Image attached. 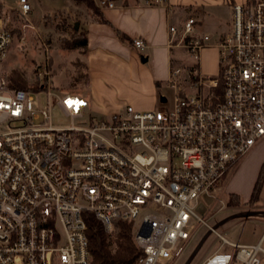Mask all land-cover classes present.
I'll return each instance as SVG.
<instances>
[{"label":"built area","instance_id":"built-area-1","mask_svg":"<svg viewBox=\"0 0 264 264\" xmlns=\"http://www.w3.org/2000/svg\"><path fill=\"white\" fill-rule=\"evenodd\" d=\"M0 3V264H93L86 212L109 235L117 221L132 225L142 251L135 264H174L202 227L221 244L201 264H262V242L231 243L208 215L225 205L227 174L264 139V0L231 5L230 31L215 43L195 34L194 18L170 25L168 48L194 59L187 78L196 94L182 89L177 68L172 108L126 107L100 118L88 100L57 88L48 61L33 89L12 84L4 71L16 41L12 13L34 28L33 7ZM97 4L116 8L113 0ZM134 45L145 48L140 39ZM211 46L220 71L206 82L199 65ZM57 111L71 123L57 124Z\"/></svg>","mask_w":264,"mask_h":264},{"label":"crops","instance_id":"crops-1","mask_svg":"<svg viewBox=\"0 0 264 264\" xmlns=\"http://www.w3.org/2000/svg\"><path fill=\"white\" fill-rule=\"evenodd\" d=\"M34 1L30 0L32 7ZM94 1L98 7L97 0ZM113 1L115 9H100L95 13L83 1L64 0L61 9L43 16L44 19L55 14L63 15L67 20L64 24L66 31L83 32L87 37L84 64L89 81L84 93L87 98L84 99L88 100L90 111L98 118L123 111L126 107L138 112L172 108L173 103L170 104L164 90L166 87L174 90L169 81L172 70L178 65L175 60L178 51L168 48L170 25L181 27L185 21L194 18L195 34L209 35L211 39L216 36V40L212 39L215 43L230 31L231 5L246 0H166L163 4H156L158 0ZM139 39L145 43L143 50L134 45ZM199 66L202 75L219 73L218 49L214 46L205 49ZM253 152L254 149L238 163L224 186L227 195H236L247 205L253 199L264 165V152L260 156L251 155ZM254 201L251 211L247 209L241 218L237 216L239 224L245 225L239 235H230L231 229L219 234L242 246L262 242L264 248V181ZM248 221L260 224L250 235H247ZM225 249L230 250V247Z\"/></svg>","mask_w":264,"mask_h":264},{"label":"rangeland","instance_id":"rangeland-1","mask_svg":"<svg viewBox=\"0 0 264 264\" xmlns=\"http://www.w3.org/2000/svg\"><path fill=\"white\" fill-rule=\"evenodd\" d=\"M1 2L9 10H15L19 7V0H1ZM33 4L34 8L32 13L28 16V20L30 22H35L34 28H25L24 26L27 22L20 20L14 12L12 13V24L16 31V41L13 44L9 58L5 62V73L7 76L16 73L24 79L26 84L34 86L36 81V71L43 65L44 61H48L55 85L59 90L87 98V95L84 94L87 87L81 83L75 82L77 71L75 64L79 60L83 63L85 62L84 49L80 47L70 49L67 44L73 39L76 32L72 30L66 31L64 24L67 23V20L64 19L63 15L55 14L53 17L47 18L46 16L43 19L45 13L55 12L61 9L64 6V0H35ZM23 39H25V41H23ZM212 39L216 40V36H213ZM47 47L49 52L46 55ZM175 60L178 64L176 67L182 69V75L179 77L181 87H183V90L185 89V92L188 95L196 94V90L189 87L187 78V67L194 64V59L189 57L185 52L178 50V53L175 55ZM180 60H182L183 63H181ZM203 77L206 79V82H209L218 78L219 73L215 75H203ZM164 90L170 104H172L175 98V91L167 87ZM54 119L57 124L61 125H68L71 123L69 119L65 118L62 114H59L58 111L55 112ZM263 152L264 139L257 143L254 147V152L251 155L260 156ZM233 170L234 169L227 174L226 179L230 176ZM226 179L224 183L226 182ZM262 180L261 173L260 184L262 183ZM223 197L225 205H220L208 215L210 216L208 224L212 227H216L218 223L229 220V222L223 227L217 229L218 233L224 234L231 229L229 230L230 235H239L245 225L239 224L240 219L237 218H241L244 211L247 209L251 211L254 208L255 201L252 200L248 205L240 202L237 205L229 206L227 202L230 195H227L224 192ZM196 213L204 218L207 214V207L204 204L198 205ZM141 215L145 216L146 213ZM248 224L249 227L247 230L249 231L247 235L252 234L254 228L260 225L254 221H248ZM209 232L210 231L207 227H202L190 242L182 256L174 264H186L205 237L206 239L202 248L190 264H201L209 255L213 254L220 247L221 242L214 233L209 234Z\"/></svg>","mask_w":264,"mask_h":264},{"label":"trees","instance_id":"trees-1","mask_svg":"<svg viewBox=\"0 0 264 264\" xmlns=\"http://www.w3.org/2000/svg\"><path fill=\"white\" fill-rule=\"evenodd\" d=\"M80 1L85 2L95 13L100 11V8L95 5L94 0ZM0 8H2L1 3ZM102 21L106 22L104 19H102ZM13 31L15 34L16 31L14 29ZM67 44L70 49L79 47L85 49L88 46V39L83 32L78 33V31H76L73 39ZM75 65L77 68L75 82L81 83L87 87L89 81L87 66L80 60L77 61ZM8 78L12 84L19 89H33L32 86L26 84L24 79L16 73L8 75ZM260 188L261 184L258 182L252 200L257 199ZM240 202L241 201L236 195H231L227 203L229 206H232ZM84 219L87 224V238L93 264H135L142 255V251L134 242L131 224L117 221L115 223V232L109 235L105 231L102 222L97 219L94 213H84Z\"/></svg>","mask_w":264,"mask_h":264},{"label":"water","instance_id":"water-1","mask_svg":"<svg viewBox=\"0 0 264 264\" xmlns=\"http://www.w3.org/2000/svg\"><path fill=\"white\" fill-rule=\"evenodd\" d=\"M227 222H229V220H225L222 221L220 224H218L216 227H214L215 230H217L218 228H220L221 226L225 225ZM209 234H211V232H209ZM208 234V235H209ZM206 237L201 241V243L199 244L197 250L195 251V253L193 254V256L191 257V259L186 263V264H190L191 261L194 259V257L197 255V253L199 252V250L202 248L204 241H205Z\"/></svg>","mask_w":264,"mask_h":264}]
</instances>
